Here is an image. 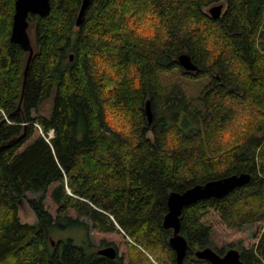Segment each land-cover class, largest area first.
I'll return each instance as SVG.
<instances>
[{
    "label": "trees",
    "instance_id": "16d2710c",
    "mask_svg": "<svg viewBox=\"0 0 264 264\" xmlns=\"http://www.w3.org/2000/svg\"><path fill=\"white\" fill-rule=\"evenodd\" d=\"M15 1L0 0V264H115L91 242L53 245L64 221L89 230L71 207L100 231L119 226L133 241L128 264H176L163 226L169 193L233 173L251 179L184 208V264L215 247L207 210L230 228L264 222V0H90L80 25L83 0H50L48 16L29 17L25 87L29 52L11 40ZM182 53L197 71L184 69ZM175 74L205 83L194 96L170 82ZM35 123L53 136L22 148ZM54 183L60 216L43 196L29 200L37 221L22 222L26 193ZM257 237L241 249L247 264H264V227Z\"/></svg>",
    "mask_w": 264,
    "mask_h": 264
},
{
    "label": "water",
    "instance_id": "95a60500",
    "mask_svg": "<svg viewBox=\"0 0 264 264\" xmlns=\"http://www.w3.org/2000/svg\"><path fill=\"white\" fill-rule=\"evenodd\" d=\"M89 2L90 0H83L77 25L81 24ZM224 8L225 4L222 2L214 4L209 8V13L212 17L219 18L223 14ZM50 10V0L15 1L11 40L19 43L25 51L29 52L26 69L24 71V87L34 54V45L29 33V17L32 14H38L42 17H46L49 15ZM70 58L73 60V54H71ZM179 61L187 71H197L199 69L198 65L188 53H182L179 56ZM146 112L149 121L151 122L153 113L150 100L146 102ZM250 179L251 174L249 172L233 173L220 178L211 179L203 183H197L184 191H171L169 193L167 199L168 211L164 216L163 226L164 228L172 229L173 231L169 238V245L176 253V264H184V260L189 249V241L181 232V216L184 208L200 200L210 198L221 199L234 191L236 188L247 184ZM55 243L56 240L53 239V244ZM97 252L110 258H115L117 256V249L114 246L99 248ZM194 253L198 259L207 260L210 264H247L242 258L241 251L234 247L228 249L223 255L218 253L211 246L196 249Z\"/></svg>",
    "mask_w": 264,
    "mask_h": 264
},
{
    "label": "rangeland",
    "instance_id": "374dc122",
    "mask_svg": "<svg viewBox=\"0 0 264 264\" xmlns=\"http://www.w3.org/2000/svg\"><path fill=\"white\" fill-rule=\"evenodd\" d=\"M225 10V8H224ZM32 41H33V32L29 31ZM178 83L184 81V85L189 93L196 96L202 85L205 83V80H201L199 82L192 80H183L178 75H174L170 82L177 81ZM50 101H48L45 105L41 107V113L47 114L51 107ZM34 117L38 116V113L34 112L32 114ZM35 133L34 135L23 145L22 148H25L28 144H30L35 138H37L40 134H43V131L39 124L35 123ZM57 183L52 184L45 193H35V192H27L23 200L18 204V213L20 220L22 222L34 223L37 221V216L29 204V200L37 199L44 196V203L47 209L53 214L55 218H58L60 213H58L59 205L54 201L51 196L52 190L56 187ZM68 215L73 218H77L80 221H83L85 224L87 223L89 230L86 232L84 226H70L65 223V227L59 228L53 232V238L57 240H66L72 239L74 242L78 244H82L85 242H91L94 246L93 250L96 251L98 246H101L103 242H111L114 243L119 248V254L127 259H130L129 256V244L133 243V241L128 237L118 226L119 230L114 232H104L98 230L93 221L87 215L79 216L77 211L71 207L68 209ZM204 222L212 227L213 229V244L215 245L214 249L223 250V253L228 249L234 247L241 251L242 248H250L258 241L257 235L261 233L264 222H256L254 224H248L241 228H230L227 224L222 220L221 215L213 210L209 209L205 213ZM213 245V246H214ZM152 258V256L150 255ZM153 259V258H152ZM154 260V259H153ZM193 260H198L196 257H193ZM159 264V263H156ZM197 264H209L207 262L201 261Z\"/></svg>",
    "mask_w": 264,
    "mask_h": 264
},
{
    "label": "flooded vegetation",
    "instance_id": "af4514ba",
    "mask_svg": "<svg viewBox=\"0 0 264 264\" xmlns=\"http://www.w3.org/2000/svg\"><path fill=\"white\" fill-rule=\"evenodd\" d=\"M172 230V229H171ZM172 233H173V231H172ZM56 243H57V241H56ZM55 243V244H56ZM55 244H53V245H55ZM107 246H114V247H116V249H117V256L115 257V258H110V257H107V256H105V255H101V254H99L97 251H98V249L99 248H103V247H107ZM96 253L99 255V256H101V257H104V258H107V259H109V260H111V261H113L115 264H128V259H127V261H125V258H123L120 254H119V248L114 244V243H111V242H103L102 244H101V246H98L97 247V249H96ZM224 253H226V252H224ZM224 253H222V255L224 254ZM197 258V257H196ZM198 259V258H197ZM199 261H205V262H207V263H209L207 260H200V259H198ZM210 264V263H209Z\"/></svg>",
    "mask_w": 264,
    "mask_h": 264
},
{
    "label": "built area",
    "instance_id": "2783aa9c",
    "mask_svg": "<svg viewBox=\"0 0 264 264\" xmlns=\"http://www.w3.org/2000/svg\"><path fill=\"white\" fill-rule=\"evenodd\" d=\"M42 135H44L45 137H46V139L48 140L50 137H52L53 136V131H50L49 132V136L47 137V135H45V133L43 132V134Z\"/></svg>",
    "mask_w": 264,
    "mask_h": 264
}]
</instances>
